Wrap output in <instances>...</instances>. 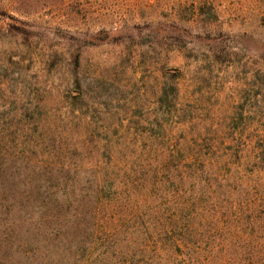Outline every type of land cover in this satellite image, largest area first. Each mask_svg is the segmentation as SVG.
<instances>
[{"label":"rangeland","instance_id":"obj_1","mask_svg":"<svg viewBox=\"0 0 264 264\" xmlns=\"http://www.w3.org/2000/svg\"><path fill=\"white\" fill-rule=\"evenodd\" d=\"M104 152L133 208L161 216L198 192L183 167L202 160L226 218L202 247L264 246V0H0L3 179L22 199L26 183L84 185ZM111 219L82 215L57 240L0 213V264H124L129 226L119 242Z\"/></svg>","mask_w":264,"mask_h":264},{"label":"trees","instance_id":"obj_2","mask_svg":"<svg viewBox=\"0 0 264 264\" xmlns=\"http://www.w3.org/2000/svg\"><path fill=\"white\" fill-rule=\"evenodd\" d=\"M261 155L264 162V152ZM102 157L107 158V161L109 159V162L105 166L87 170L89 178L84 182V185L65 184L53 189L54 187L51 185L34 186L33 182L26 183L25 187H29L31 191L23 199L19 198L20 184L12 181L10 183L3 179L5 172L3 173L0 168V213H4L6 216L20 215L24 221L22 227L40 228L45 233L55 234L57 240L63 232L64 225H69L65 228L70 227L71 232L76 228L75 224H70V220L78 221V217L82 218V215L86 218L107 213L111 216V222L115 226L112 233L118 232L119 242H124L120 237L125 234L123 228L126 225L129 226L128 236L132 241V243L129 242L131 257L124 264H233L237 259L236 251L241 259L245 258L253 264H262L264 246L222 248L211 244L208 249L202 247L206 237L211 238V236L206 235L200 228L206 226L210 229L211 225L218 227L223 222L222 219L226 220L225 217L222 218L224 213L219 216L216 213L213 214V207L217 208L223 204L214 201L215 199L212 197L216 180H211L214 175L207 163L200 160L196 168L192 162L183 167L188 170V173H184L183 177L188 176L189 173L190 175L196 173L195 177L198 180L195 187L198 192H195V195H189L187 199L182 198L179 208L172 214H162L161 216L157 213L150 215V208L154 209L155 205L150 207L149 211L145 210L143 202L138 203L139 207L133 208L135 205L126 199L130 196L126 192L130 190L131 183H123L119 173L116 174L112 154L104 152ZM205 175L210 177L203 180ZM122 184L125 187L123 192L120 189ZM35 191L37 196H34ZM234 203L237 205L241 201ZM59 207L67 210L74 208L75 213L73 216L62 218L63 220L59 218L60 216L49 217L45 214L44 210H56ZM247 210L252 211L254 215L253 217L249 216V224L252 226L260 224L262 220L259 217L262 212L260 213L258 204L248 205ZM122 219H128L127 224ZM262 222L264 224V221ZM194 229H198L199 233ZM72 236L77 237L74 234ZM81 238V243L88 242V238L84 236ZM249 238L247 237V239ZM214 239L216 238L214 237ZM219 255L222 257L219 258Z\"/></svg>","mask_w":264,"mask_h":264}]
</instances>
